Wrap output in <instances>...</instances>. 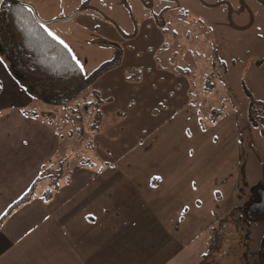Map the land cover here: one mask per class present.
Segmentation results:
<instances>
[{
  "label": "rangeland",
  "instance_id": "374dc122",
  "mask_svg": "<svg viewBox=\"0 0 264 264\" xmlns=\"http://www.w3.org/2000/svg\"><path fill=\"white\" fill-rule=\"evenodd\" d=\"M16 1L34 8L86 75L75 90L30 99L0 39V112L37 113L55 152L34 193L55 189V168L70 178L104 155L134 157L155 119L180 107L193 125L168 129L178 142L171 172L191 189L181 204L192 239L166 264H263L264 220L249 223L244 210L264 184V0Z\"/></svg>",
  "mask_w": 264,
  "mask_h": 264
},
{
  "label": "crops",
  "instance_id": "0c3cea01",
  "mask_svg": "<svg viewBox=\"0 0 264 264\" xmlns=\"http://www.w3.org/2000/svg\"><path fill=\"white\" fill-rule=\"evenodd\" d=\"M9 82L16 83L15 79ZM173 85L178 86V82ZM26 95L30 99L38 97ZM184 106L192 109L189 104ZM179 108L166 112L162 122L155 119L147 133L150 136L138 144L140 148L134 146V157L113 159L104 155L94 161L93 171L84 169L70 178L55 168V189L33 193L9 211L8 207L35 181L39 182V177L49 175L47 171L55 165L50 163V156L56 158L55 152L48 150L37 113L34 116L32 111L17 109L9 114L0 112V264L172 261L177 249L192 239L191 234L186 235L191 212L185 203L181 204L182 199L191 197L187 193L191 189L185 181L183 184L180 175L171 172L177 158L170 153L174 148V157L178 155V142L168 129L182 130L193 125L190 115ZM152 111L157 110L153 106L148 109V118L154 114ZM177 113L181 120L175 119ZM198 126L194 124V128ZM27 134L33 139L34 134L40 136L41 142H36L34 148ZM182 138H186L185 133ZM145 162L151 167L140 169ZM85 173L88 176L80 175Z\"/></svg>",
  "mask_w": 264,
  "mask_h": 264
},
{
  "label": "trees",
  "instance_id": "16d2710c",
  "mask_svg": "<svg viewBox=\"0 0 264 264\" xmlns=\"http://www.w3.org/2000/svg\"><path fill=\"white\" fill-rule=\"evenodd\" d=\"M1 13L0 39L9 61L20 73L16 81L25 87L26 92L49 100L47 98L51 97L52 92L64 93L84 84L86 75L83 68L68 47L48 32L45 22L37 16L32 6L6 0ZM36 182L7 211L30 198ZM244 212L245 220L249 223L264 220V184L256 187L254 198ZM261 258L264 264V237Z\"/></svg>",
  "mask_w": 264,
  "mask_h": 264
}]
</instances>
